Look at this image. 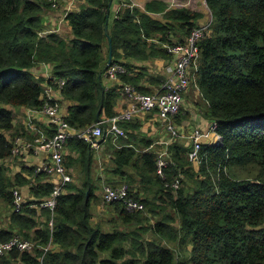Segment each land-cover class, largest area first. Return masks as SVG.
Instances as JSON below:
<instances>
[{"label":"trees","instance_id":"trees-1","mask_svg":"<svg viewBox=\"0 0 264 264\" xmlns=\"http://www.w3.org/2000/svg\"><path fill=\"white\" fill-rule=\"evenodd\" d=\"M114 1L83 0L78 9L67 12L71 37L64 39L43 31L49 0H0V202L8 210L13 207V189L32 184L29 180L34 182L30 203L41 201L52 187L35 167L22 166L25 175L11 176L5 164L13 146L5 134L13 128L12 108H40L44 102L41 80L33 70L37 64H49L53 75L64 80L60 97L69 101L64 119L74 130H83L116 113L120 83L152 92L139 85L147 69L138 64L172 59L162 43L183 42L202 18L200 12L169 8L162 0L145 1L142 8L124 0L115 9ZM207 4L210 34L198 43L195 81L206 101L200 105L203 116L216 123L220 144H203L194 168L187 156L190 147L173 141L162 178L156 170L160 145L134 133L139 125L132 120L121 123L125 137L115 143L103 140L110 153L105 172L110 185L128 184L130 196L146 211L160 212V218L149 225L143 211L129 212L111 202L104 204L115 218L137 230L104 231L92 222V208L101 201L92 178L94 149L72 136L64 145L63 161L80 183H68L57 198L52 230L42 221L50 218L48 209L25 205L7 214L0 241L15 229L38 245L51 241L53 248L44 253L41 264H264V0ZM109 56L111 63L124 65L127 74L105 87L102 75ZM162 80L151 77L150 82L157 87ZM44 127L46 136L55 131L51 124ZM176 178L179 185L172 188ZM140 190L152 198H141ZM1 216L0 206V225ZM148 229L155 239L140 237L138 231ZM172 244L178 251L189 247L188 256L176 260ZM41 254L38 248L33 254L13 250L0 255V264H40Z\"/></svg>","mask_w":264,"mask_h":264},{"label":"built area","instance_id":"built-area-1","mask_svg":"<svg viewBox=\"0 0 264 264\" xmlns=\"http://www.w3.org/2000/svg\"><path fill=\"white\" fill-rule=\"evenodd\" d=\"M49 1L51 2L50 9L57 8V0ZM62 1L67 7L64 13L65 16L67 12L73 10L77 0ZM200 3L205 13L203 23L193 27L183 42L162 43V47L172 56V59L163 62L162 69L165 76L160 85L155 87L152 92L144 93L130 83H120V95L117 98L115 107L116 113L110 117L99 119L83 130L76 131L65 121L66 113L60 105V89L64 84V80L57 79L50 69V72L47 73V83L43 85L44 102L42 106L40 108L27 109L26 122L31 131L35 133L34 140L32 143H14L10 156L23 155L25 150L33 147L37 150H44L47 153V159L35 167V172L44 173L47 176V181L52 186L51 191L38 203H30L29 199L24 198L19 193L18 188H14L12 192L13 207L8 210L7 214L11 211L22 210L25 205L35 209H48L51 213L50 218L45 219L44 217L42 221H46L49 229L52 230L53 211L57 198L65 192V186L74 181L63 161L66 140L76 136L89 142L93 149L98 148L100 141L106 138H111V141L115 143L118 138L126 135L121 123L132 120L140 113L155 114V117L163 124L166 135L164 139L158 142L160 148L156 157V170L162 178L164 177L163 167L169 157V145L173 141H179L181 138L188 139L186 145L190 149L187 152V156L194 168H197L200 163L199 151L203 144H220L221 137L215 131L216 123L214 121H209L203 129L193 128L189 132L174 121L176 115L185 104V95L189 90L193 87L200 93L195 81L199 57L198 43L202 38L210 34L212 21L207 0H200ZM180 6L182 5L173 4L172 2L168 4L169 8ZM124 74H127V69L118 62H110L103 72V75L116 82L119 81V76ZM50 81L52 83L55 82L57 87H52ZM38 114L48 120L49 124L55 128L52 135L45 136L36 126L34 119ZM208 137H211V139L208 140ZM178 185L179 180L176 178L171 183V187L177 188ZM101 201L103 204L119 202L129 212L143 211L145 209L144 204L139 199L130 196L129 186L126 183L116 186L104 184L102 186ZM6 226L7 224H1L0 228L6 229ZM36 248L42 250V254L37 257L41 264L44 253L52 249L53 245L51 241H48L44 246L38 245L35 241L18 234L16 229L9 239L0 241V255L7 254L13 250L33 254Z\"/></svg>","mask_w":264,"mask_h":264},{"label":"crops","instance_id":"crops-1","mask_svg":"<svg viewBox=\"0 0 264 264\" xmlns=\"http://www.w3.org/2000/svg\"><path fill=\"white\" fill-rule=\"evenodd\" d=\"M129 1L134 6L142 8L144 2L148 0H142L143 2H141V0H137V1L129 0ZM162 1L165 2V0H162ZM171 1L172 0H170V2ZM183 1H186V0H183ZM198 1L199 2L197 3H195V0L190 1L192 2V4L196 5V8L194 9L195 11L200 10V9H197L200 6V0ZM168 2L169 0L166 1V3ZM82 3H83V0H77L76 3L74 4L73 10L78 9L80 7L79 5H81ZM114 4H113V8L115 9L116 7ZM58 7H59L58 9H55V8L49 9L45 12V14H43V24H44L43 31L45 33L55 32L58 35H60L62 38L67 39L71 37L70 27L64 16V13L66 12L67 7L63 1H61V3L60 2L58 3ZM202 20H203V17L199 19L198 25L203 23ZM106 47H107L106 43H104V51ZM122 61H128V59H125V60L123 59ZM143 64L146 66L147 70L144 72V74L139 79V85L144 88L154 89V85L150 82L151 77H161L162 79L164 78L165 73L162 69L163 61L150 60V61H146L141 64H138V65H143ZM50 69H51L50 65L46 63H39L33 69L35 72V76L41 80L40 84L42 86L45 85V83H47V73L50 72ZM102 82L105 85V87H112L114 84L118 83L114 80L107 78L105 75H102ZM193 91H196L194 92L195 95L193 96L188 95V96H191L192 100L197 101L198 100L197 97H199V95L201 96V94L197 90H193ZM193 91L191 92V94L193 93ZM199 101L201 103L203 102L200 100V98H199ZM60 105H61L62 110L66 112V108L69 105V101L62 100L60 97ZM184 106H186L185 111H189L188 114L191 112V115L188 119H186L187 117L185 119L182 118L181 121H179L178 118L176 119L177 117L176 116L174 121L177 122V124L182 126L185 130H188V132L193 128L203 129L207 126L210 120L203 116L202 107L200 109H197L199 111V113H197L196 111H191L187 109L190 106L188 103H185ZM27 109L28 108L26 107L12 108L13 128L5 132L7 139L12 141V144L22 143V142L32 143L34 140L35 133L34 131H31V129L29 128L26 122V117L28 115ZM181 114H183V112ZM34 122L36 123V126L39 128V130L45 133L44 126L49 125V121L46 120L43 116L38 114L36 118L34 119ZM132 122L134 124L139 125V129H135L134 133H138L142 136H145L151 139L153 143L156 145H160L158 142L165 138L166 133H165V130L163 129L164 128L163 124L155 117V114L140 113L132 119ZM207 139L210 140L211 137L210 138L208 137ZM187 140H188L187 138H181L178 142L187 144ZM64 153L67 154V150H65ZM109 155L110 153L107 151L106 142L103 140L100 141V146L94 149V154H93V158L95 161L94 172L97 173L99 176L103 175L106 172V168L108 166L107 162H108ZM46 159H47V153L44 150H40V149L37 150L33 147V148L25 150L23 155L10 156L9 158L5 160V164L9 168L8 173L12 176L15 173L22 172L21 171L22 166L36 167L40 165ZM22 174L25 175L24 172H22ZM45 179L46 180L48 179L47 176L43 177L42 180H45ZM31 181H32V184H34L32 179L29 180V182ZM32 184H29V185L27 184V185L18 187L19 193L24 198L29 199V200L34 199L33 193L31 192L32 188L30 186ZM0 206H1V213H2L1 223L2 225H6L7 219H8L7 217L8 208L5 207L3 202H0ZM15 264H22V263L17 261Z\"/></svg>","mask_w":264,"mask_h":264},{"label":"rangeland","instance_id":"rangeland-1","mask_svg":"<svg viewBox=\"0 0 264 264\" xmlns=\"http://www.w3.org/2000/svg\"><path fill=\"white\" fill-rule=\"evenodd\" d=\"M61 1L62 0H57V8H55V9L59 8L58 3L59 2L61 3ZM121 1H124V0H115L114 5H117V3L121 2ZM166 1L167 0H165V2ZM190 1H194V0H190ZM190 1L189 0H186V1L172 0L171 2L173 4L182 5L180 7H186V8H189L190 10L195 11L194 9L196 8V5L192 4V2H190ZM141 2H143V1L141 0ZM197 2H199V1L195 0V3H197ZM169 3H170V0L167 3V5ZM170 8H179V7H170ZM197 9H200L197 12H200L202 14V17H203L202 21H204L205 20V13H204V10H203L201 3ZM202 10H203V12H202ZM160 16H161L160 14L156 15L157 18L161 19ZM143 67L146 68V66H143ZM155 87L156 86H154V88ZM193 90H195V88L192 87L191 90L185 95V103H188L190 105L189 108H187V109H189L191 111H196L197 113H199V111L197 109H200L201 108L200 105L202 104L199 101V98L204 103L206 101L203 98H201L200 95H199V97H197V99H198L197 101L192 100L191 96H188V95H192V96L195 95L194 92H196V91H193ZM192 91H193V93L191 94ZM197 105H199V106H197ZM185 109H186V106H183L181 108L180 112L176 115L177 116L176 119L178 118V120L181 121L182 118L185 119L187 117L186 119H188L190 117L191 112L188 114L189 111H185ZM182 112H183V114H181ZM230 172L231 173L235 172V173H238L240 176H243V173L242 172L239 173L238 169H232ZM108 175L106 173H104L103 175L99 176L97 173L94 172V176L92 178L94 179L93 182L97 186L95 194H97L98 200H99V198L101 200L102 186L104 184H107V185L111 184V183H109V178H107ZM77 178L79 179V177L77 176L76 178H74V181L76 180V183L79 184L80 182H78ZM134 188L136 190H139L140 186L136 185V186H134ZM139 194H140L141 198H144V197L152 198V195L150 193H147L146 191L140 190ZM155 202H156V204H159L158 199H156ZM166 211L171 212L169 207H166ZM143 212L146 214L145 216H147V218H148V224L149 225L153 224V222L158 220L160 218V214H161L160 212L159 213H154V212L152 213V212L146 211V208L143 210ZM92 222L99 223L100 227L102 226V229L104 231H112L114 228L119 230V231H127V232L137 230L136 225H134V224L129 225V226L121 224L120 221L115 218V215L113 214V212L111 210V207L109 205H105V204L101 203V201H99V202L97 201L95 206L92 208ZM138 232H141V233H139V235H140V237H142L144 239H155L156 238V236L149 229L146 232H143L141 230ZM171 246L176 249V254H177L176 260L180 259L181 257H187L188 256L189 247H186L185 249L178 251L176 245L172 244Z\"/></svg>","mask_w":264,"mask_h":264},{"label":"water","instance_id":"water-1","mask_svg":"<svg viewBox=\"0 0 264 264\" xmlns=\"http://www.w3.org/2000/svg\"><path fill=\"white\" fill-rule=\"evenodd\" d=\"M104 29H105V31L107 30V22L105 23V27H104ZM110 63V56H109V58H108V62H107V64H109Z\"/></svg>","mask_w":264,"mask_h":264}]
</instances>
